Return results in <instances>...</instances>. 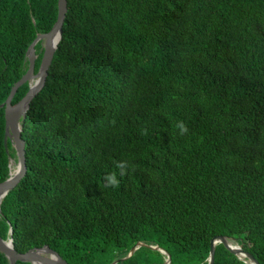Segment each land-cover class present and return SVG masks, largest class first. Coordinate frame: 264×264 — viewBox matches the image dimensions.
<instances>
[{
    "label": "trees",
    "instance_id": "16d2710c",
    "mask_svg": "<svg viewBox=\"0 0 264 264\" xmlns=\"http://www.w3.org/2000/svg\"><path fill=\"white\" fill-rule=\"evenodd\" d=\"M57 3L0 0V104ZM35 52L36 72L42 40ZM4 124L0 106V182L16 161ZM21 137L26 169L0 204L18 252L110 264L142 241L169 264H207L222 235L264 264V0H67ZM165 257L142 245L115 264ZM245 260L214 246L213 264Z\"/></svg>",
    "mask_w": 264,
    "mask_h": 264
},
{
    "label": "water",
    "instance_id": "95a60500",
    "mask_svg": "<svg viewBox=\"0 0 264 264\" xmlns=\"http://www.w3.org/2000/svg\"><path fill=\"white\" fill-rule=\"evenodd\" d=\"M57 4L58 11L55 22L47 32L38 33L28 45L26 50L28 68L25 73L12 85L5 101L0 104V106L4 107V142L6 143V140L8 138L11 141L16 152V161L13 173L11 172V164L13 163V159H10L9 176L5 180L0 182V204L2 198L18 183L26 169L24 149L25 143L21 137V121L26 116V111L29 107L30 101L44 85L48 66L52 60L54 51L61 37L62 24L67 10V0H58ZM55 36H57V38L55 43H53L52 39ZM39 40H42L43 53L39 68L35 72L34 65L37 57V54L35 52V44ZM26 81L29 83L28 90L26 91L24 96L21 97L16 103H12L11 99L15 94L17 88ZM216 243H222L229 251L236 254L240 259L246 258L245 261L248 264H259L257 259L252 254L242 249L240 245L235 243L232 239H228L227 237L222 235L211 238L207 264H213L214 246ZM142 245L148 246L151 249H158L166 256L165 261L162 264L170 263L171 255L167 250L157 245H148L142 241H138L134 246L130 248L128 254L125 257L115 259L110 264H115L119 260L130 256L137 247ZM0 252L4 253V255L7 257L9 261L8 264H15L16 261H29L32 264H69L64 258L59 255L57 251L46 244L40 247L29 248L24 252H18L13 247L11 237L5 240L0 236Z\"/></svg>",
    "mask_w": 264,
    "mask_h": 264
},
{
    "label": "clouds",
    "instance_id": "9594fccd",
    "mask_svg": "<svg viewBox=\"0 0 264 264\" xmlns=\"http://www.w3.org/2000/svg\"><path fill=\"white\" fill-rule=\"evenodd\" d=\"M178 127L180 128L181 134L186 133L188 131L187 127L184 126L182 122L178 124ZM111 183L113 186H116L118 184V182L114 179L111 180Z\"/></svg>",
    "mask_w": 264,
    "mask_h": 264
},
{
    "label": "bare ground",
    "instance_id": "6f19581e",
    "mask_svg": "<svg viewBox=\"0 0 264 264\" xmlns=\"http://www.w3.org/2000/svg\"><path fill=\"white\" fill-rule=\"evenodd\" d=\"M56 38H57V36H55V37L52 39V42H53V43H55ZM11 165H12V164H11ZM13 171H14V168H13V169L11 168V172H12V173H13ZM241 256H242V255H241Z\"/></svg>",
    "mask_w": 264,
    "mask_h": 264
},
{
    "label": "rangeland",
    "instance_id": "374dc122",
    "mask_svg": "<svg viewBox=\"0 0 264 264\" xmlns=\"http://www.w3.org/2000/svg\"><path fill=\"white\" fill-rule=\"evenodd\" d=\"M15 167V162L12 163L11 168L13 169Z\"/></svg>",
    "mask_w": 264,
    "mask_h": 264
}]
</instances>
